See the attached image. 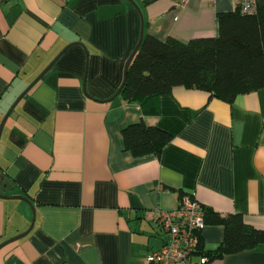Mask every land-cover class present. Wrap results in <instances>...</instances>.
Returning <instances> with one entry per match:
<instances>
[{
    "label": "crops",
    "instance_id": "crops-1",
    "mask_svg": "<svg viewBox=\"0 0 264 264\" xmlns=\"http://www.w3.org/2000/svg\"><path fill=\"white\" fill-rule=\"evenodd\" d=\"M181 2L134 0L144 33L216 37V15L235 9L233 0ZM140 31L128 0H0V126L77 44L2 129L0 245L33 227L0 248V264H148L164 244L155 215L175 209L180 191L264 230V88L231 104L184 87L144 106L112 100ZM141 119L172 136L159 157L124 149L122 130ZM223 235L206 225L204 250ZM207 264H264V251Z\"/></svg>",
    "mask_w": 264,
    "mask_h": 264
},
{
    "label": "trees",
    "instance_id": "trees-1",
    "mask_svg": "<svg viewBox=\"0 0 264 264\" xmlns=\"http://www.w3.org/2000/svg\"><path fill=\"white\" fill-rule=\"evenodd\" d=\"M256 14L238 9L216 15L217 35L187 42L169 37L160 41L144 33L119 97L142 106L175 87L208 92L231 104L239 95L264 88V0H256ZM124 149L133 157L160 156L172 136L143 119L121 132ZM186 193L180 191L179 198ZM204 207V206H203ZM206 225L223 228L221 244L205 251L200 237L196 257L205 264L247 251H264V230L247 225L239 214L221 215L205 208ZM199 263V262H198Z\"/></svg>",
    "mask_w": 264,
    "mask_h": 264
},
{
    "label": "built area",
    "instance_id": "built-area-1",
    "mask_svg": "<svg viewBox=\"0 0 264 264\" xmlns=\"http://www.w3.org/2000/svg\"><path fill=\"white\" fill-rule=\"evenodd\" d=\"M182 0L177 8H183ZM234 8L244 15L256 14V0H233ZM163 246L147 255L148 264H199L194 261L199 250L201 232L205 228V209L192 194H184L177 207L155 215Z\"/></svg>",
    "mask_w": 264,
    "mask_h": 264
},
{
    "label": "water",
    "instance_id": "water-1",
    "mask_svg": "<svg viewBox=\"0 0 264 264\" xmlns=\"http://www.w3.org/2000/svg\"><path fill=\"white\" fill-rule=\"evenodd\" d=\"M130 3H132L136 9L139 11L140 15H141V31H140V37H139V40H138V43L136 44L134 50L132 51V53L130 54L128 60L126 61V64H125V68H124V74H123V81L119 87V89L117 90L116 94L111 98L112 100L119 96L120 93H121V90L122 88L124 87L125 83H126V76H127V72H128V68H129V65L133 59V57L135 56L136 52L138 51L139 47H140V44L142 42V39H143V36H144V22H143V17H142V14H141V11L140 9L136 6V4L134 3V0H128ZM77 45L76 43L74 44H70L69 46H67L58 56L57 58L25 89V91L17 98V100L13 103V105L11 106L10 110L8 111V113L6 114L1 126H0V136H1V133H2V129L4 127V124L7 120V118L9 117V115L12 113V111L14 110V108L19 104V102L27 95V93L38 83V81L49 71V69L54 65V63L57 61V59L59 57H61V55H63L69 48H71L72 46H75ZM83 87H85V81L83 83ZM0 198H7V197H4L2 195H0ZM13 199H20V200H23V201H26L28 202L27 199L23 198L22 196H16V197H12ZM34 211V210H33ZM33 227V224L31 225L30 229L20 235V236H17L15 237L14 239L12 240H9L3 244L0 245V248L5 246L6 244L10 243V242H13V241H16V240H19L20 238L26 236L29 231L32 229Z\"/></svg>",
    "mask_w": 264,
    "mask_h": 264
},
{
    "label": "rangeland",
    "instance_id": "rangeland-1",
    "mask_svg": "<svg viewBox=\"0 0 264 264\" xmlns=\"http://www.w3.org/2000/svg\"><path fill=\"white\" fill-rule=\"evenodd\" d=\"M194 259V261H196L197 260V258L195 257V258H193Z\"/></svg>",
    "mask_w": 264,
    "mask_h": 264
}]
</instances>
